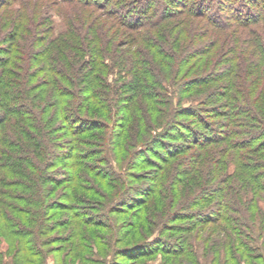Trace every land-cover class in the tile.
Returning <instances> with one entry per match:
<instances>
[{"label":"trees","instance_id":"trees-1","mask_svg":"<svg viewBox=\"0 0 264 264\" xmlns=\"http://www.w3.org/2000/svg\"><path fill=\"white\" fill-rule=\"evenodd\" d=\"M58 1L89 13L97 9L105 19L94 23L77 11L78 17H66L67 28L58 35L48 16L38 18L36 7L0 0V244H7L0 257H9L10 264H46L51 255L52 264H105L119 256L136 263L161 254L173 259L171 264H197L190 238L178 247L164 243L152 249V230L164 220L160 227L144 221L140 209L137 230L125 233L112 221L110 213L121 215L152 200L158 210L159 200H165L161 218L172 224L188 219L182 218L184 210L210 206L212 213L198 214L193 225L202 232L209 228L200 233L204 242L213 236L208 248L204 244L212 254L210 264H264L257 243L264 230V0ZM181 16L187 17L175 22ZM122 36L125 40L114 46ZM194 72L199 75L180 80ZM169 93L195 94L199 103L177 109ZM119 102L125 107L117 109ZM119 112L123 126L115 134L117 144L124 143L134 121L140 129L137 140L147 135L141 148L152 142L143 153L153 147L166 153L156 157L157 172L144 176L152 178L151 185L139 189L145 201L125 209L114 203L121 206L128 198L114 199L103 220H83L74 213L51 225L50 211H59L50 202L60 185L49 174L57 157L56 134L99 132ZM159 129L164 131L156 133ZM175 137L188 140L186 147L168 145L165 138ZM76 152L70 144L64 160L80 161ZM139 154L134 157L145 156ZM140 163L153 167L156 162ZM102 173L93 175L103 182L110 173ZM73 181L78 178L66 182ZM94 194L112 200L99 190ZM95 239L99 248L93 252Z\"/></svg>","mask_w":264,"mask_h":264},{"label":"rangeland","instance_id":"rangeland-1","mask_svg":"<svg viewBox=\"0 0 264 264\" xmlns=\"http://www.w3.org/2000/svg\"><path fill=\"white\" fill-rule=\"evenodd\" d=\"M26 5L34 6L38 9V18L43 16H48V20H50L52 25V28L54 29L55 34L60 35L61 32H63L67 28V16H73L78 17V12H86L87 15H89V18H92L91 20L94 23H97L98 20L105 19L102 18V12H100L97 9L90 10L92 11L89 13L87 9L84 7H80L77 5H71L68 3H61L58 0H23ZM14 8H17L18 4H14ZM78 11V12H77ZM47 14V15H45ZM92 14V15H91ZM84 16V15H83ZM187 16H181V18H178L175 20V22L180 21V19H186ZM47 20V19H46ZM90 22V21H87ZM99 23V22H98ZM81 28L83 29L82 25ZM118 40V39H117ZM125 40V37H121L115 45L121 44ZM87 57V56H85ZM83 57V61H88L87 58ZM182 78L180 80L183 81H189L192 78H194L196 75H199V72H194L190 74H183ZM115 78V75L110 74L108 76V80L112 82L111 80ZM169 93L167 95H175L176 99H174V108H180V107H188V106H195L199 103V100L197 99L195 94H183L181 93ZM183 94V95H182ZM112 95V94H111ZM115 95V94H114ZM195 95V96H194ZM118 95L112 96L113 99H116ZM125 98V96H124ZM120 103V102H119ZM124 103V102H123ZM121 105V106H120ZM125 105V104H124ZM117 109L120 107H125L123 104L115 105ZM206 107H210L209 104ZM205 109V107H204ZM207 110V108H206ZM103 112H105V109H103ZM123 113L119 112L118 116H113L112 121L110 120L108 123V126L106 128H103L99 132L95 133H88L84 135L79 136H70L67 135L64 131H59L56 135H59L60 138L55 140V147L54 153L57 154V157L52 160V168L50 169V177L57 179L59 182V186L56 190H53V195L50 198V202H53L55 206H57L56 210L59 209V211H50V224H58L65 222L66 219H72L74 213H78L83 217V220L89 219L90 221L95 220H103L101 217L105 215V211L108 209L109 213L111 211L112 202L114 199H118V201L126 200L125 204H122L121 206L114 203L115 207H123L125 209L130 208L134 206L137 203L145 201L143 198L144 194L140 195V190L143 186L151 185V179L145 178L144 176L150 175L152 173L157 172V166L160 164L158 163V160L156 157L165 156L166 153L159 147H153L152 150H149L146 153L144 152V149H149L152 142H149L150 144H147L146 147L143 149L141 148L142 142L147 138V135H145V139L143 140H137L140 129H136V125H134L130 121V125L127 127V133H126V139L124 138L122 141V146L117 144V139L115 138V134L120 132L119 126H123L120 120H122ZM118 117V118H117ZM117 118V119H116ZM104 119V118H103ZM105 120V119H104ZM179 120H182L179 118ZM116 121V122H115ZM164 131L163 129H159L156 133H161ZM144 133V132H143ZM152 135H154V132H151ZM95 136V137H93ZM105 137V139H101V137ZM54 137H56L54 135ZM176 138V137H175ZM179 138V137H178ZM176 138L175 140H169L165 138L168 145L172 146H183L186 147L188 140L183 141ZM183 138V137H181ZM188 138V136H187ZM104 140L107 141V143L103 142ZM146 141V140H145ZM170 141V142H169ZM71 142V143H70ZM139 142V143H138ZM74 144L78 148V152H76L78 155V158L80 161L77 162V160H64L63 157H65V149H67L70 144ZM141 145V146H140ZM164 145V144H163ZM108 149V156H105L104 150ZM193 149V148H192ZM86 151L91 153V155H94L91 158H87L88 154L86 155ZM134 152H140V154H143L145 156L134 157ZM192 150L188 152L187 155L192 154ZM139 154V155H140ZM134 158V159H133ZM154 159V160H153ZM107 160H109V164H107ZM147 161L148 164H153L154 166L151 167L146 164H141L140 161ZM82 165L81 167H76V164ZM137 163H140L142 166H139V168H136ZM83 165L86 168L83 169ZM139 165V164H138ZM160 166V165H159ZM103 171H109V176L106 177V180L102 182L99 178L97 179L95 175H93V172L95 173H102ZM104 172V173H105ZM102 173V174H104ZM112 174V176H111ZM114 175V176H113ZM138 175V176H136ZM136 176V180H135ZM73 177H77L78 181H73L72 184H69L66 182L68 179H73ZM141 179H140V178ZM139 178V179H138ZM106 186L108 187H105ZM147 187V186H146ZM110 188V189H109ZM114 190H113V189ZM101 191L102 194H110V197H112L111 201L105 202L103 198L97 197L94 193ZM143 193V192H142ZM71 195L70 198L66 197L67 195ZM66 195V196H65ZM154 202H156L154 200ZM181 200L178 198L176 201V204L174 206L175 209L179 208V203ZM119 203V202H118ZM149 203V202H148ZM61 205H67L70 210H61ZM152 208L151 212L147 210V207ZM165 206L167 207V202L165 200H159V206L158 210L154 209V203L152 202L147 205L143 206L142 208L140 206L129 210H125L123 214L116 215L115 213H110L112 217V221L117 225V227H120L123 232L132 231L133 228L137 230V225H139L141 222L138 220V211L141 209V214L143 215L144 221H150L154 220L156 221V225L160 227L162 226V221L164 220L165 223L161 228L155 227L152 231V237L150 238L149 244L151 245L152 249L157 247L159 244L163 247L164 243L167 247H178L183 243V240L190 238V241L193 244V248L196 251V259L198 261L197 264H210L212 260V254L208 253V250H204V244H206L207 248L210 246L209 244H212L213 236L210 237L209 243L208 241L204 242V239L206 238L204 235H200V233H207V230L209 228H206L201 231L203 228H200L199 226L195 227L193 226L196 224L195 218L198 217L197 215H209L212 213L211 208H209L207 205L203 206L202 208H192L191 210H184L182 211V218L185 216L188 217L187 220L181 222L180 220L178 222H172L169 221V219H165L164 217L161 218L164 214ZM261 208L264 210V204H260ZM114 207V206H113ZM140 207V208H139ZM150 208V209H151ZM105 209V210H104ZM180 213V212H179ZM203 213V214H201ZM192 215H196L193 219H190ZM165 216V215H164ZM72 223H75L76 220H70ZM151 222V221H150ZM172 225V226H168ZM133 226V227H132ZM135 226V227H134ZM132 227V228H131ZM192 228V233L188 234L187 232L182 233L180 232V229L182 228ZM194 227V228H193ZM167 229V230H166ZM199 229V231H198ZM65 229H62V234L65 235L67 231H64ZM91 231H96L95 233H99V235H103L102 237L105 238V234L103 230L97 229L95 227L89 228ZM135 233V232H134ZM200 236H198V235ZM257 234V233H255ZM213 235V234H212ZM133 236V234L131 235ZM97 239L94 240V244L92 245L93 252L97 251L99 248V245L97 244ZM258 245L262 247L263 249V256H264V230L262 238H259L257 241ZM70 242L64 245V249H68L70 246ZM209 245V246H208ZM160 246V247H161ZM54 247H58V243L55 244ZM212 247V245H211ZM7 244L3 241L0 244V250L1 252L6 251ZM214 250H217L215 247ZM261 249V250H262ZM211 251V250H209ZM222 254V253H221ZM85 256L87 254H84ZM95 255V254H94ZM53 257L55 255H51L47 258L46 264H52ZM91 258V256H86ZM222 255L220 256V258ZM223 259V258H222ZM168 261L165 264H171L169 261H173V259L169 260V257L163 256L161 254L156 255L154 259H150L147 261H138L136 263H130L126 258L123 256H119L113 259L111 262L112 264H164L165 261ZM78 260L71 261V263L67 264H77ZM106 263L105 264H111ZM0 264H10L9 257H0ZM90 264V263H89ZM92 264V263H91Z\"/></svg>","mask_w":264,"mask_h":264}]
</instances>
